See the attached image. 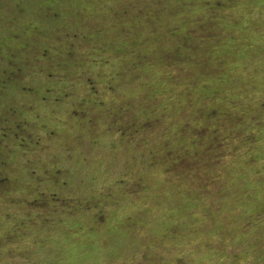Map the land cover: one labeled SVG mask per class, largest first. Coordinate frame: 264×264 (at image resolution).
I'll return each mask as SVG.
<instances>
[{
    "label": "rangeland",
    "instance_id": "374dc122",
    "mask_svg": "<svg viewBox=\"0 0 264 264\" xmlns=\"http://www.w3.org/2000/svg\"><path fill=\"white\" fill-rule=\"evenodd\" d=\"M0 264H264V0H0Z\"/></svg>",
    "mask_w": 264,
    "mask_h": 264
},
{
    "label": "snow or ice",
    "instance_id": "6c2138e0",
    "mask_svg": "<svg viewBox=\"0 0 264 264\" xmlns=\"http://www.w3.org/2000/svg\"><path fill=\"white\" fill-rule=\"evenodd\" d=\"M238 20V18H236Z\"/></svg>",
    "mask_w": 264,
    "mask_h": 264
}]
</instances>
